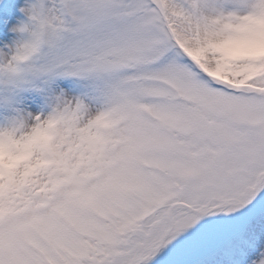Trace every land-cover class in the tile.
<instances>
[{
  "label": "snow or ice",
  "instance_id": "snow-or-ice-1",
  "mask_svg": "<svg viewBox=\"0 0 264 264\" xmlns=\"http://www.w3.org/2000/svg\"><path fill=\"white\" fill-rule=\"evenodd\" d=\"M0 264H264V0H0Z\"/></svg>",
  "mask_w": 264,
  "mask_h": 264
}]
</instances>
